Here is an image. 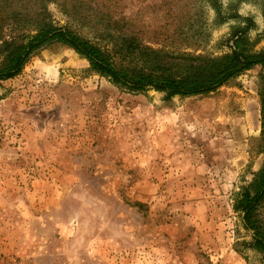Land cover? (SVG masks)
<instances>
[{
    "label": "rangeland",
    "instance_id": "374dc122",
    "mask_svg": "<svg viewBox=\"0 0 264 264\" xmlns=\"http://www.w3.org/2000/svg\"><path fill=\"white\" fill-rule=\"evenodd\" d=\"M60 3L53 24L90 42L125 32L213 59L244 32L264 54V0H112L109 28L104 1ZM263 74L166 98L113 86L61 45L38 51L0 82V264H264L232 208L262 165Z\"/></svg>",
    "mask_w": 264,
    "mask_h": 264
},
{
    "label": "trees",
    "instance_id": "16d2710c",
    "mask_svg": "<svg viewBox=\"0 0 264 264\" xmlns=\"http://www.w3.org/2000/svg\"><path fill=\"white\" fill-rule=\"evenodd\" d=\"M101 1L108 4L104 16L109 28L116 24L109 10L112 0ZM47 3L62 5L60 0H0V82L18 76L38 51L52 45L69 48L88 63L92 73L127 93L154 91L166 98L208 94L253 67L264 69V54L252 52L244 32L235 34L232 51L218 58L169 55L143 46L135 35L125 32L90 42L70 29L56 27ZM8 24L15 26L5 35ZM100 40L105 43H97ZM258 97L262 165L235 194L232 208L241 214L243 228L252 233L248 246L264 258V74Z\"/></svg>",
    "mask_w": 264,
    "mask_h": 264
}]
</instances>
